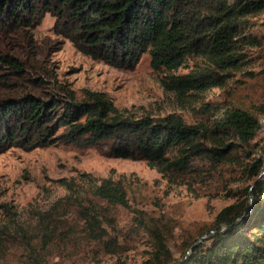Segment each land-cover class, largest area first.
Instances as JSON below:
<instances>
[{
    "label": "trees",
    "instance_id": "obj_1",
    "mask_svg": "<svg viewBox=\"0 0 264 264\" xmlns=\"http://www.w3.org/2000/svg\"><path fill=\"white\" fill-rule=\"evenodd\" d=\"M263 11L264 0H0V68L12 73L0 76V154L12 148L104 142L111 157L146 160L162 172L166 163L185 171L195 156L219 164L244 156V172L255 184L251 212L247 200L222 209L212 227L189 242L181 259L173 258L158 226L142 221L137 226L149 228L153 261L162 264H264V159L252 144L264 108L252 112L222 105L215 107L210 124L189 125L177 115L155 121L123 116L99 93L78 99L69 92H15L21 70L10 41L11 32L32 33L50 14L58 34L81 54L119 69H132L149 55L153 70L163 75L162 86L182 95L222 87L233 70L248 64L250 49L261 44L253 19ZM93 195L107 206L128 207L125 186L112 179L103 180ZM105 211L80 206L83 240L118 247ZM50 219L54 224L46 226L52 236L60 228ZM2 233L5 242L11 235Z\"/></svg>",
    "mask_w": 264,
    "mask_h": 264
},
{
    "label": "rangeland",
    "instance_id": "obj_2",
    "mask_svg": "<svg viewBox=\"0 0 264 264\" xmlns=\"http://www.w3.org/2000/svg\"><path fill=\"white\" fill-rule=\"evenodd\" d=\"M253 21L261 44L250 49L248 64L233 70L222 87L180 95L162 86L163 75L153 70L149 55L132 69L92 59L58 34L55 18L47 14L32 33H10L21 70L14 90L69 92L78 99H87V92L99 93L123 116L155 121L177 115L189 125L210 124L215 107L222 105L258 112L264 108V11ZM4 74L12 73L0 68V76ZM252 144L264 159V128ZM235 158L219 164L195 156L185 171L166 163L162 172L146 160L111 157L104 142L12 148L0 154V235H11L5 242L0 239V264H162L153 261V239L149 228H138L140 221L158 226L179 260L222 209L246 200L253 207V191L252 200L245 195L253 186L244 172L246 158ZM105 179L125 186L128 207H110L94 197L95 187ZM81 205L106 207L105 220L111 221L108 230L118 247L83 240ZM52 216L60 229L50 236L46 223L54 224Z\"/></svg>",
    "mask_w": 264,
    "mask_h": 264
},
{
    "label": "water",
    "instance_id": "obj_3",
    "mask_svg": "<svg viewBox=\"0 0 264 264\" xmlns=\"http://www.w3.org/2000/svg\"><path fill=\"white\" fill-rule=\"evenodd\" d=\"M264 174V172H262V174L261 175H263ZM254 186H255V184L252 186V188L250 189V200H252V193H251V191H252V189L254 188ZM251 210H252V204H250V209H249V211H248V213H250L251 212ZM208 237V235H205V236H203L196 244H194V246H192V248L190 249V251L188 252V254L194 249V247H196L199 243H201L204 239H206Z\"/></svg>",
    "mask_w": 264,
    "mask_h": 264
},
{
    "label": "built area",
    "instance_id": "obj_4",
    "mask_svg": "<svg viewBox=\"0 0 264 264\" xmlns=\"http://www.w3.org/2000/svg\"><path fill=\"white\" fill-rule=\"evenodd\" d=\"M262 129L264 128V120H261L260 122Z\"/></svg>",
    "mask_w": 264,
    "mask_h": 264
}]
</instances>
